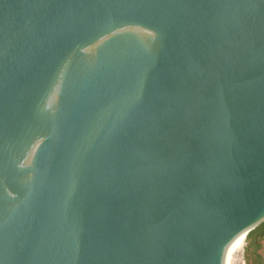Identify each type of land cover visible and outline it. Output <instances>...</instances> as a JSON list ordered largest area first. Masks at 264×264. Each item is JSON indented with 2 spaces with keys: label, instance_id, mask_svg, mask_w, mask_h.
Returning <instances> with one entry per match:
<instances>
[{
  "label": "water",
  "instance_id": "water-1",
  "mask_svg": "<svg viewBox=\"0 0 264 264\" xmlns=\"http://www.w3.org/2000/svg\"><path fill=\"white\" fill-rule=\"evenodd\" d=\"M264 221V0H0V264H230Z\"/></svg>",
  "mask_w": 264,
  "mask_h": 264
},
{
  "label": "trees",
  "instance_id": "trees-1",
  "mask_svg": "<svg viewBox=\"0 0 264 264\" xmlns=\"http://www.w3.org/2000/svg\"><path fill=\"white\" fill-rule=\"evenodd\" d=\"M264 241V221L247 232L243 247L244 260L248 264H264L261 249Z\"/></svg>",
  "mask_w": 264,
  "mask_h": 264
},
{
  "label": "bare ground",
  "instance_id": "bare-ground-1",
  "mask_svg": "<svg viewBox=\"0 0 264 264\" xmlns=\"http://www.w3.org/2000/svg\"><path fill=\"white\" fill-rule=\"evenodd\" d=\"M246 235H247V232L246 234L242 237V239L240 240L235 252H234V255L230 261V264H235L237 258L239 257V255L241 254L242 250H243V247L245 245V241H246Z\"/></svg>",
  "mask_w": 264,
  "mask_h": 264
},
{
  "label": "rangeland",
  "instance_id": "rangeland-1",
  "mask_svg": "<svg viewBox=\"0 0 264 264\" xmlns=\"http://www.w3.org/2000/svg\"><path fill=\"white\" fill-rule=\"evenodd\" d=\"M245 244H246V242H245ZM261 252H262V255H263V257H264V241H263V247H262V249H261ZM235 264H248V263H246V261L244 260L243 250H242L241 254L239 255V257L237 258Z\"/></svg>",
  "mask_w": 264,
  "mask_h": 264
}]
</instances>
